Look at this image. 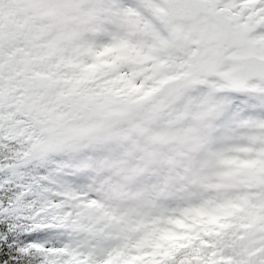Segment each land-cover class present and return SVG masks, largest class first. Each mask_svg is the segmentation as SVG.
Masks as SVG:
<instances>
[{
	"label": "snow or ice",
	"instance_id": "snow-or-ice-1",
	"mask_svg": "<svg viewBox=\"0 0 264 264\" xmlns=\"http://www.w3.org/2000/svg\"><path fill=\"white\" fill-rule=\"evenodd\" d=\"M0 264H264V0H0Z\"/></svg>",
	"mask_w": 264,
	"mask_h": 264
}]
</instances>
